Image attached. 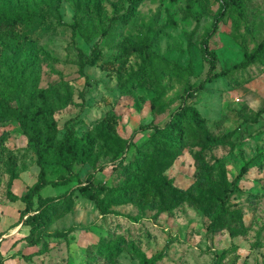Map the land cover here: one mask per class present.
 Masks as SVG:
<instances>
[{"label": "rangeland", "instance_id": "374dc122", "mask_svg": "<svg viewBox=\"0 0 264 264\" xmlns=\"http://www.w3.org/2000/svg\"><path fill=\"white\" fill-rule=\"evenodd\" d=\"M111 1L104 4L105 22L113 13ZM7 4L31 15L16 29L25 38L24 48L12 52L0 43V67L19 70L21 61L32 54L39 67V87L59 81L67 84V101H63L65 95L60 93L53 112L60 127L58 135L64 133L62 126L69 118L75 119L72 126L80 134L109 113L115 115L117 133L125 138H130L144 124L162 126L181 104L184 94L207 77L212 54L216 58L213 72L218 73L242 60L241 42L252 49L264 39V0H251L242 14L234 10L218 21L216 15L203 14L191 35L196 21L183 17L179 11L185 0H144L135 19L123 29V36L135 43L158 36L156 49L166 57L159 67L165 92L151 108L154 96L151 88L136 87L128 94L119 88V83L144 61V53L120 52L115 42L109 43L104 37L87 41L76 28V22L81 20V26H85L91 20L81 0H59L58 10L48 0H0V7ZM212 8L218 12L219 5L213 3ZM192 10L195 14L200 12L197 3ZM212 29L205 48V32ZM95 41L102 53L95 65L84 67L90 85L85 88L82 100L79 92L84 77L78 73L77 49L89 53ZM15 61V66L11 65ZM81 101L80 108L77 102ZM189 102L199 110L205 126L213 133L240 127V137L232 147L217 146L212 153L222 161L229 181L250 160L248 170L237 180V188L227 202L231 207L242 208V222L247 227L244 236L232 238L226 230L207 234V218L187 202L170 211L141 212L131 204H124L112 206L113 213L101 214L92 200L75 189L69 210L53 218L42 230L40 242L31 245L24 239L29 227L19 221L24 203L20 199L7 200L5 192L9 175L14 172L11 190L18 196L25 193L36 180L38 166L33 148L18 123L5 120L0 122V264H139L136 253L150 257L160 252L162 255L154 264H264V113L254 120L255 112L264 103V63L219 75L193 93ZM150 132V129L138 131L133 143L140 144ZM195 149L191 142H185L180 155L165 171L178 186L187 187L193 181ZM132 150L121 157L128 160ZM113 164L104 162L99 170L87 163L75 164L77 177L73 181L47 185L38 195L63 198L64 193L92 171L95 182L114 185L122 178ZM60 174L67 171L59 165L47 166L48 179ZM57 232H67L66 238L56 236ZM101 237L120 240V251L113 259L99 256L93 261L86 248Z\"/></svg>", "mask_w": 264, "mask_h": 264}, {"label": "trees", "instance_id": "16d2710c", "mask_svg": "<svg viewBox=\"0 0 264 264\" xmlns=\"http://www.w3.org/2000/svg\"><path fill=\"white\" fill-rule=\"evenodd\" d=\"M55 3L58 10L59 0H48ZM88 8L91 20L81 26V20L76 22V28L84 34L87 41L94 37H104L105 41L115 42L120 52L141 51L144 61L139 67L131 71L126 79L119 83L124 94L136 87H148L154 91L151 98V108L165 92L161 83L162 74L159 67L166 61V57L156 49L158 36L135 43L123 36V29L138 14V7L144 0H113V13L104 15V4L108 0H81ZM251 0H185L180 13L185 18H193L197 23L203 14L216 15L217 21L234 10L242 14L245 4ZM198 4L200 12H193L194 4ZM218 4V12L213 10L212 4ZM30 12H22L20 8L11 6L0 7V43L17 52L18 48L26 46L25 38L17 32V28L26 23ZM213 29L205 32L203 43L207 48V40ZM242 60L231 67L213 72L215 56L209 59L207 77L200 81L197 87L189 89L179 104L162 125L144 124L136 129L130 138L119 135L115 129V115H105L95 126L78 134L72 124L74 118H69L63 124L64 133L58 135L60 127L53 117L55 101L60 93L64 94L63 101H67L69 92L64 81L50 84L48 87L38 86L39 67L37 58L27 54L21 61V67L7 70L0 67V122L14 120L18 123L22 134L33 148L35 163L38 166L36 180L27 191L18 196L11 190L13 179L11 172L7 181L5 198L9 201L20 199L24 203L19 214V221L29 227L24 239L31 245H36L42 237V230L61 213L69 210L72 203L71 195L75 189L92 200L101 214L113 213L112 206L131 204L138 211L146 209L170 211L183 202L197 207L207 218V234L226 230L230 237L244 236L247 227L242 222L243 210L239 206H229L228 200L237 188V180L248 170L250 160L245 161L237 175L228 180L222 161L215 157L212 148L217 146L232 147L240 137L239 126L222 133H213L204 124V118L199 110L189 102V97L197 90H202L205 83L218 77L227 75L234 70H244L252 64L264 63V39L252 49L241 42ZM26 52V49H25ZM102 53L98 41L92 44L89 53L77 49L78 73L84 77L83 89L79 92L83 100L84 90L89 86V80L84 74L86 65L97 63ZM206 57V56H205ZM16 61L11 65L15 66ZM8 68L10 70H8ZM80 108L83 102H77ZM264 113V103L255 112V119ZM143 129H150L146 140L138 145L133 143L135 134ZM185 142H191L196 149L193 152L195 171L193 181L187 187L174 183L165 171L180 155ZM131 156L125 161L121 157L131 150ZM104 162H112L113 169L122 178L114 185L95 182L94 171L89 172L85 179L75 188L63 194V198L39 196L40 190L47 186H59L73 181L77 174L75 164H89L94 170L102 169ZM59 165L67 171L55 179L46 177L47 166ZM38 195V196H37ZM37 196L36 201L34 197ZM60 200V201H58ZM117 214V212H116ZM36 236H34V234ZM56 236L66 238L67 232H57ZM89 259L96 261L99 256L113 259L120 251V240L101 237L97 243L87 248ZM162 253L146 257L143 253H136L139 264H154Z\"/></svg>", "mask_w": 264, "mask_h": 264}]
</instances>
